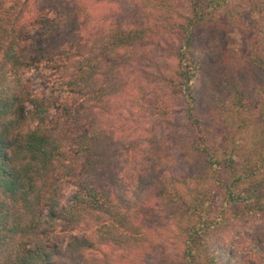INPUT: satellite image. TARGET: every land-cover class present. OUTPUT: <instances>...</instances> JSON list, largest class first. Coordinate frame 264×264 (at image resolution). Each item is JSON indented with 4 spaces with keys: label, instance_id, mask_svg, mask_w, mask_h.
Segmentation results:
<instances>
[{
    "label": "trees",
    "instance_id": "1",
    "mask_svg": "<svg viewBox=\"0 0 264 264\" xmlns=\"http://www.w3.org/2000/svg\"><path fill=\"white\" fill-rule=\"evenodd\" d=\"M247 4L244 29L227 0H0V264H264Z\"/></svg>",
    "mask_w": 264,
    "mask_h": 264
},
{
    "label": "rangeland",
    "instance_id": "2",
    "mask_svg": "<svg viewBox=\"0 0 264 264\" xmlns=\"http://www.w3.org/2000/svg\"><path fill=\"white\" fill-rule=\"evenodd\" d=\"M248 0H227L228 4H236L240 5L244 9V14L242 16V23L243 28L248 29L251 23V20L253 19V15L249 12L248 9ZM219 42L229 49H239L241 45V32L239 30H235L231 33H223L218 36ZM28 78L33 82L35 89L38 93H42L44 97L48 99H53L54 95L51 94L52 88H51V80L50 78L45 75L41 74L39 72H34L28 75ZM66 198L67 202L71 200L73 196V190L71 188H67L66 190ZM173 254V252H172ZM167 255V253H166ZM170 256V257H169ZM171 256H158L154 259V263L152 264H171Z\"/></svg>",
    "mask_w": 264,
    "mask_h": 264
}]
</instances>
